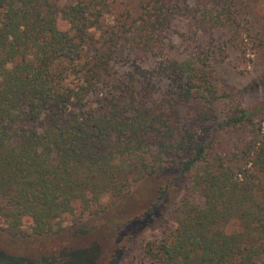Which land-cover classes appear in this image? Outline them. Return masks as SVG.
<instances>
[{
  "label": "trees",
  "instance_id": "obj_1",
  "mask_svg": "<svg viewBox=\"0 0 264 264\" xmlns=\"http://www.w3.org/2000/svg\"><path fill=\"white\" fill-rule=\"evenodd\" d=\"M231 4L0 0V237L77 228L163 174L121 223L135 235L117 264H264V130L213 74ZM228 126L253 128L240 153L218 138ZM94 250L39 264H92Z\"/></svg>",
  "mask_w": 264,
  "mask_h": 264
},
{
  "label": "rangeland",
  "instance_id": "obj_2",
  "mask_svg": "<svg viewBox=\"0 0 264 264\" xmlns=\"http://www.w3.org/2000/svg\"><path fill=\"white\" fill-rule=\"evenodd\" d=\"M64 2L66 0H60L61 5ZM231 2V8L237 13L239 25L237 32L235 29L233 37L231 36L233 40L225 39L229 45L226 46L222 57H216L212 62L213 74L219 91L231 94L235 100L242 99L243 106L253 111L254 126H261L264 130V0H231ZM217 36L222 37L221 34ZM246 129L253 131L251 126L245 127L242 131L241 127L228 126L218 134V138H228L231 142L229 151L240 153L239 148L232 146V142L244 137ZM245 138L249 137L245 136ZM216 148L220 149V146L216 144ZM165 179V175L159 174L157 177L144 180L134 186L133 193L115 209L102 215L85 214L86 220H83L81 226L69 228L55 236L0 237V264H29V262L39 264L45 262L46 258L61 256L65 249L90 247L95 248L92 264H117L125 253L123 248H126L128 237H132L134 233L131 231L132 227H120L121 223L134 215L141 214L154 200L158 184ZM176 195L177 189H171L166 201ZM105 200L102 203H105ZM78 210L79 208L77 214ZM69 220L70 218L67 217L62 224L69 226ZM236 227L235 223L229 224L227 228L233 230ZM146 231L149 237L157 234L155 230ZM133 252L142 253L140 241L132 245L125 257Z\"/></svg>",
  "mask_w": 264,
  "mask_h": 264
}]
</instances>
